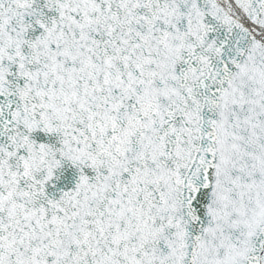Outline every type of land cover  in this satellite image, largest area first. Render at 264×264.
<instances>
[{"label": "snow or ice", "instance_id": "1", "mask_svg": "<svg viewBox=\"0 0 264 264\" xmlns=\"http://www.w3.org/2000/svg\"><path fill=\"white\" fill-rule=\"evenodd\" d=\"M0 264H264V0H0Z\"/></svg>", "mask_w": 264, "mask_h": 264}]
</instances>
